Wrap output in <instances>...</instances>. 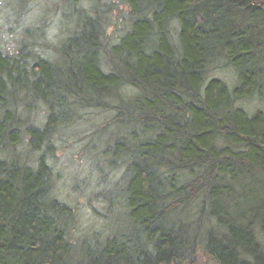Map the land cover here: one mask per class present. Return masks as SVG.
Wrapping results in <instances>:
<instances>
[{
	"label": "trees",
	"instance_id": "trees-1",
	"mask_svg": "<svg viewBox=\"0 0 264 264\" xmlns=\"http://www.w3.org/2000/svg\"><path fill=\"white\" fill-rule=\"evenodd\" d=\"M123 1L117 40L100 8L68 0L76 28L55 59L35 49L41 27L0 46V264H189L200 250L264 264V108L241 104L264 102V0ZM90 108L117 127L109 162L124 167L126 211L114 233L77 244L75 209L29 152Z\"/></svg>",
	"mask_w": 264,
	"mask_h": 264
},
{
	"label": "rangeland",
	"instance_id": "rangeland-1",
	"mask_svg": "<svg viewBox=\"0 0 264 264\" xmlns=\"http://www.w3.org/2000/svg\"><path fill=\"white\" fill-rule=\"evenodd\" d=\"M67 2L0 0V46L14 52L28 27H41L37 32L46 33L47 46L38 45L35 49L45 57L55 59L58 46L76 28L75 14ZM76 3L88 10L100 8L107 21V33L113 40H117L129 27L130 13L123 0H76ZM210 76L220 77L231 86L236 83V74L230 67H213ZM241 104L249 112L264 108V102L257 95ZM109 116L110 113L98 108L81 111L80 120L59 128L50 142L37 151L29 152L32 164L36 163L38 156L45 154L54 172L55 196L75 209L76 225L72 237L77 244L84 240L94 242L97 237L114 233L126 211L121 195L124 167L112 166L109 162L117 129ZM36 117L45 122V108H40ZM27 141L26 138L18 147L19 151H29ZM126 227L131 228L129 220ZM189 264L217 263L200 250L195 261Z\"/></svg>",
	"mask_w": 264,
	"mask_h": 264
}]
</instances>
